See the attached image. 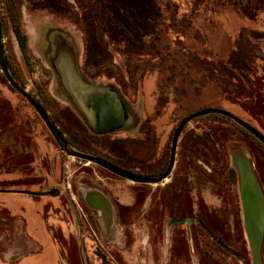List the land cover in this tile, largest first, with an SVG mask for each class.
<instances>
[{
    "label": "rangeland",
    "instance_id": "1",
    "mask_svg": "<svg viewBox=\"0 0 264 264\" xmlns=\"http://www.w3.org/2000/svg\"><path fill=\"white\" fill-rule=\"evenodd\" d=\"M21 5L34 71L25 65L9 21L3 32L6 53L21 65L26 81L22 85L29 92L37 93L38 81L47 88L59 111L72 124L71 132L80 135L74 140L79 147L143 174L148 168L146 163L158 156L157 145L167 141L168 159L173 130L186 116L205 108H223L264 131V4L237 7L225 0H23ZM1 10L3 18L2 6ZM52 30L73 37L78 68L93 74L101 71L103 84L108 82L107 76L116 78L125 101L135 111L134 124L105 135L83 128V118L60 83L55 64L48 61L52 62L51 48L46 41ZM209 114L193 119L179 141H187L191 133L202 134L212 122ZM4 125L7 144L4 140L1 143ZM224 139L228 167L236 169L239 154L251 163L264 201L263 151L244 135H226ZM14 141L19 143L15 146L19 161L8 160L5 165L0 158V193L4 196L0 197V218L24 222L31 238L54 240L66 259L58 262L48 246L41 255L25 245L15 252L18 245L9 244L13 240L14 244L20 243L23 234L19 236L12 224L0 222V255H6L0 264H254L238 185L233 184L226 199L220 197L217 180L224 182L225 178L199 163V174L207 183L198 201L216 206L222 223L220 231L223 233L227 224L226 242L239 257L216 242L197 248L191 224L173 226L161 202L154 205L156 212L148 209L155 198L151 199L145 187L158 192L159 199L162 183H134L95 163L67 156L0 67V155L2 151V156L6 155L4 147L9 146L6 156H14ZM198 142L205 143L202 139ZM5 167L17 169L14 178L5 174ZM7 178L12 179L9 182ZM52 185L63 193L40 194ZM4 186L30 193L3 192ZM88 193H101L112 200L118 206L119 219L115 214L112 220L92 210L84 199ZM237 195L241 221L235 217L233 207ZM73 208L83 215L76 216ZM7 209L9 215L4 214ZM178 229H185L186 237L177 249H172L171 235ZM19 255L25 256L24 260ZM260 259L264 264V241Z\"/></svg>",
    "mask_w": 264,
    "mask_h": 264
},
{
    "label": "flooded vegetation",
    "instance_id": "2",
    "mask_svg": "<svg viewBox=\"0 0 264 264\" xmlns=\"http://www.w3.org/2000/svg\"><path fill=\"white\" fill-rule=\"evenodd\" d=\"M59 33H61V32H59ZM59 33L57 32V30H52L50 35L47 37L48 40L46 41L48 48L50 47L51 51H52V49H55V53H57L59 55L58 50L60 48L70 46L74 50V57H76L75 45L73 44V42H74L73 37L69 34H65V33L59 34ZM47 46H46V48H47ZM50 50H49V53H51ZM89 50L90 49H88V51ZM48 61L53 66L54 61L53 60H52V62L50 60H48ZM73 64L75 66V64H76L75 61H73ZM76 67H78V66L76 65ZM78 69H79V72L81 71V73H83L84 76H86V81L89 84H95L98 81L99 84H97V85L108 86L111 89L118 91L119 96H121V98L123 99L125 106L127 108L128 123L123 127V129L128 127L131 124H134L135 116L133 113H135V111L133 109H131L129 107V105L127 104V102L125 101L123 94L119 90L118 82L116 81V78L113 75L107 76L106 79L108 82L103 84L104 79H103V76L101 74V71L98 72V74H93V72L90 73L84 67L80 66ZM68 96L71 100V103L73 104L72 97L70 95H68ZM47 112L49 113V115L51 117V113L49 111H47ZM81 116H82L83 121H84L83 128L90 131L91 128L88 126L85 117L82 114H81ZM51 119L54 122L52 117H51ZM58 120H59L58 125L55 122L54 123L60 128V130L65 135L67 140L73 145V143L71 141L78 139L80 135L76 131L74 133L71 132L72 124L69 121H66L64 113H62L61 116H59ZM6 126L7 125H4V128L1 130V132L3 133V135H2L3 139H1V143H2V140H4L5 144H7V141H8L7 136H6V129H5V128H7ZM93 133H95V132H93ZM72 134H74L75 137H73ZM95 134L105 135V134H110V133H105V134L95 133ZM162 143L163 144H160V146H158L156 143L154 144V147L156 148V145H157V149H159L158 156L154 159L151 158L146 163L148 168L146 169L147 171L143 175L159 176V175H162L167 170L170 155H169V159H166V156H167L166 155V152H167L166 143H167V141H164ZM18 144H19L18 141L13 142V148L17 152H15L14 156H11V157L6 156L9 153V146L4 147L6 155L2 156V152H3L2 151L0 158L3 159V163L5 165H7L8 160L14 159L16 163L19 161V156H17L19 154L18 147H15ZM210 145H212V147H213L214 143H212ZM200 146H206V145H205V143L201 144V142H196V141H189V140L178 141L177 150H176V159H175L174 166L172 168V171H171V174L169 175V177H167L165 179V180H167V179H169V180H168V182H165V183H164L165 180L160 182V183H162V187H160V190L162 191V193L160 191L159 199H158V192L157 193L153 192V190L150 187H145L146 193H150L151 199L155 198L154 204L150 205L148 209L152 213L156 212L157 206H154V205L156 203L159 204V202H161L163 209H164V212H165V216H167L169 214L170 218H168V217L165 218V219H167V218L169 219V223L172 220H191V222H184V221L179 222V221H177V222L172 223V225L177 226L179 224H181V225L182 224H191L192 225L191 233L193 234L194 244H195V246H197V248H199V245H201V244L204 245L207 243L211 244V243L216 242L218 245L222 246L225 250H227L223 246V244H225L227 247L231 248V246H229V244L226 242V235L229 234V229L226 230L227 224H225V227H223L224 230L222 233L220 231L222 223L220 221V217H219L218 212L216 210L217 209L216 206L215 205L204 206V204H200L198 201V196L200 195V192L203 189L205 183H207V180L203 176V174L202 175L199 174L201 171V165L199 163L208 165V167H210L211 170L215 172L214 167L211 166V164H212V162H216V158L214 156H209V157L199 156ZM203 149H206V147H203ZM91 152H93L92 154H94V155L100 156V157L106 159L107 161L114 163L110 159H108L107 157H104L95 151H91ZM207 152L210 153L208 149H207ZM211 152L213 153V151H211ZM170 154H171V147H170ZM182 154H184V155H182ZM247 163L250 165L251 172L253 173L255 181L257 182V176L255 175L252 164L249 163L245 158H242L241 155L239 154L238 156H236V159H235L236 169L234 170V169H231L228 167L225 175L223 176L225 178V181L222 182L220 179L217 180L218 184H219L218 191L220 192V197H225V199H226V197L228 196V193L231 190L233 184L235 185V187L238 185V189H240L239 188L240 187V175H241L242 170H245L247 168L246 167ZM229 164H230V162H229ZM229 164H228V166H229ZM101 168H103V167H101ZM123 168L137 173V171L132 170L130 168H127V167H123ZM5 169L7 171V172H5V174L7 176H13L12 178L15 177V175H16L15 172H17V169H15V171L13 169H9L7 167H5ZM103 169H105V168H103ZM3 172H4V170H3ZM111 173H113V172H111ZM113 174H115V173H113ZM139 174H142V173H139ZM115 175L118 176L117 174H115ZM218 176L221 177L220 175H218ZM226 176H227V178H226ZM118 177L123 178L121 176H118ZM12 178H10V179L7 178L5 180L10 182ZM132 182H134V181H132ZM134 183L153 184V183H140V182H134ZM156 184H158V183H156ZM5 187H7V186H5ZM66 187H68V186H66ZM9 188L10 187H8V189H6V190L7 191L10 190ZM12 188L13 187H11V189ZM53 188H55V187L49 188L48 190H51ZM233 188H234V186H233ZM58 189H59L58 195L62 194L63 190H61L60 188H58ZM214 189H216V188L214 187ZM18 191L30 193V191H28V190L27 191L18 190ZM65 192L67 194L68 191H65V186H64V193ZM89 193L85 196L84 199H86V203H88L87 205L92 210L98 211L99 213H101L102 216L103 215L107 216V214L109 212H113L115 214V216H117L119 219V216H118L119 212L117 209L118 206L116 204H114L112 200L105 198V196L102 195L101 193H100L99 197H97L98 195H96L94 193H92V194H89ZM194 194L197 195L196 198L194 197ZM233 207H234L235 217H237V219L239 221H241L240 200H239L238 195L236 197H234ZM80 209L83 210V207H80ZM73 211L75 212L76 216H77V213H80V210L78 208H75V209L73 208ZM80 215L82 216L83 214L80 213ZM77 220H78V222L80 221L79 216H78ZM0 222L3 224H6V225L11 224L10 222H8L7 219L6 220L2 219V220H0ZM3 224H0V225H3ZM185 237H186L185 229H183V230L178 229V230H175L174 232H172V235H171L172 249H177L179 247L180 242ZM220 241H222L223 244ZM263 241H264V238H263ZM236 253H237V251H236ZM231 254H233V253H231ZM100 255H102L101 256L102 259L105 258V255H103L102 253H100ZM233 255H235V254H233ZM235 256H237V255H235Z\"/></svg>",
    "mask_w": 264,
    "mask_h": 264
},
{
    "label": "water",
    "instance_id": "3",
    "mask_svg": "<svg viewBox=\"0 0 264 264\" xmlns=\"http://www.w3.org/2000/svg\"><path fill=\"white\" fill-rule=\"evenodd\" d=\"M58 52L59 55L55 53V49H53L49 54V57L55 63L60 83L68 95L72 97L73 105L77 108L80 114L85 117L91 130L98 134H105L123 129V127L128 123L127 108L123 99L119 96L118 91L111 89L108 86L89 84L86 81V77L81 73V71L79 72L78 67H76V65L78 66V63L77 58L74 57V50L72 47L66 46L64 48H60ZM73 61L76 63L75 66ZM0 67L10 85L21 93L41 116L54 139L59 144L61 151L66 153L67 156L95 163L117 174L118 176L134 182L160 183L169 177L175 163L177 145L183 130L193 119L206 113H218L231 118L255 135L264 144V134H262L254 126L223 108L210 107L186 116L177 125L172 137L171 154L167 170L159 176L139 174L115 165L100 156L76 149L75 146L67 140L60 128L52 121L49 113L41 102L31 92H29L11 72L4 44L1 3ZM246 167L247 168L241 172L239 187L244 227L252 248L254 264H261V245L264 237V201L248 163ZM40 194L56 195L59 194V189L53 188L48 191H42ZM177 221L191 222V220H172L170 223L172 224ZM220 242L222 243V241ZM223 246L229 252L239 257L234 249L227 247L225 244H223Z\"/></svg>",
    "mask_w": 264,
    "mask_h": 264
},
{
    "label": "trees",
    "instance_id": "4",
    "mask_svg": "<svg viewBox=\"0 0 264 264\" xmlns=\"http://www.w3.org/2000/svg\"><path fill=\"white\" fill-rule=\"evenodd\" d=\"M22 1L23 0H0L1 6L3 9V18H2L3 32L5 31L7 21H9L12 25V29L16 35L17 41L21 48L22 54L24 56L25 65L27 66L30 72H33L34 63H33L32 55L30 52L29 44H28V36L23 28L22 18H21ZM225 1L235 4L237 5V7L244 6L245 4H248V5L261 4V3L264 4V0H225ZM259 1L261 2L257 3ZM7 51H8V48H7ZM7 59H8L11 72L13 73L14 77L21 84L26 85V81L24 79V73L22 71L21 65H19V63L14 59L12 54L8 52H7ZM32 94L41 102L44 108L51 113V117L53 118L54 122L58 125L59 115L62 114V112L59 111L60 106L52 98L51 94L49 93L47 88L42 84V82L38 81L37 93L33 92ZM236 115L239 118L246 121L247 123H249L250 125L254 126L262 134H264V131L260 127H257L252 122L245 119L244 117L238 114ZM208 116L213 117V118H210L212 119L211 120L212 122H209L210 125L203 130L202 134L200 132H199L200 134L191 133V135L188 137L187 140L198 142L200 141V139H202L205 142L206 146H200L199 156H206V157L214 156L216 158V162H212L211 166L214 167V170L218 175L222 177L225 175L227 168H228V164L230 162L229 157H228L229 155L226 149V145L224 143V140H225L224 138L226 137V135L228 136L231 135L233 137L237 135L238 136L244 135L246 137H250L253 140V143L257 147H259L264 153V144L255 135H253L247 129L239 125L236 121L232 120L231 118L223 114H218V113H212V114H209ZM216 120L217 121L219 120L218 123L220 124H217ZM174 130L170 136V144L172 141ZM71 142L73 143L74 146L80 148L81 150L89 152V153H93L87 149L79 147L76 143H74V141H71ZM212 143H214L213 147L212 145H210ZM203 147H206V149H203ZM207 149L210 152L209 155L207 154L208 153ZM211 151H213V153Z\"/></svg>",
    "mask_w": 264,
    "mask_h": 264
},
{
    "label": "crops",
    "instance_id": "5",
    "mask_svg": "<svg viewBox=\"0 0 264 264\" xmlns=\"http://www.w3.org/2000/svg\"><path fill=\"white\" fill-rule=\"evenodd\" d=\"M37 180H39V179H37ZM55 185H52V187H54ZM5 187V186H4ZM2 188L1 187V189H2V191L3 192H7V190L6 189H8V186L7 187H5V188ZM52 187H49V188H52ZM19 188H22V187H19ZM48 188V189H49ZM56 188V187H55ZM10 190H8L9 192H13V193H17V192H20V191H18V190H12L11 189V187L9 188ZM46 189V188H45ZM44 189V190H45ZM1 191V190H0ZM23 192V191H22ZM94 194H96V195H98L97 197H99L100 196V193H94ZM2 194L0 193V197H4V196H1ZM55 196H57V194L55 195ZM1 203H2V201H0V207H1ZM9 210H11L10 208H8ZM5 210V215L8 213V211L9 210ZM14 209V208H13ZM12 209V210H13ZM7 215H9V213L7 214ZM106 218H111L112 220H114L115 219V216H114V213L113 212H109L108 214H107V216H105ZM75 218V220H76V217H74ZM2 219H7V218H5L4 216L3 217H1L0 218V220H2ZM8 220V222H10L12 225H13V227H14V229H16V230H19V236H22V234H23V237H21V241H20V243H18V244H14L13 242L15 241V240H13V241H11V243L9 244L10 246L11 245H15V247H17L16 245H18V247L16 248V250H15V252L17 251V253L21 250V249H23L24 247V245L25 246H29V247H33V248H35V250H36V252H38L40 255L41 254H43V253H46L47 251H48V248H50V251H51V248L53 249V251H52V253H54L55 254V256L58 258V262H59V260H60V262H61V260L63 259V258H65L66 259V257H65V253H64V251H63V249L61 248V247H59V249L57 250L56 249V245L57 244H55L53 241L54 240H52V241H49V242H41V239H38V238H35V237H32L31 238V236L30 235H28V233H27V231H26V227H25V224H24V222L23 223H19L18 222V219H15V220H13V218H9V219H7ZM20 224V225H19ZM6 225V224H5ZM8 226V225H7ZM7 229L9 230L10 229V226L9 227H7ZM8 230H7V232H8ZM24 231H26V232H24ZM27 233V234H26ZM27 235V237H26V235ZM8 244V243H7ZM2 244H0V246H1ZM59 245V244H58ZM47 246H48V248H47ZM9 247V246H8ZM2 248H3V246H2ZM4 249V248H3ZM5 250V249H4ZM50 253V252H49ZM3 253H1V255H0V259H3V258H5V256L6 255H2ZM5 254H9L8 252H6L5 251ZM12 254H13V251H12ZM15 255V253L13 254V256ZM2 256V257H1ZM15 256H17V255H15ZM20 256V255H19ZM20 257H22V260H24V258H25V256H20ZM20 259V258H19Z\"/></svg>",
    "mask_w": 264,
    "mask_h": 264
}]
</instances>
